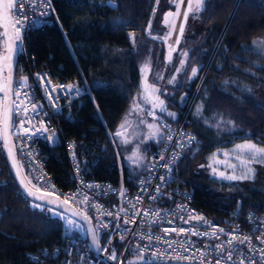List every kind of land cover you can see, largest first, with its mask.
Wrapping results in <instances>:
<instances>
[{"label": "trees", "instance_id": "1", "mask_svg": "<svg viewBox=\"0 0 264 264\" xmlns=\"http://www.w3.org/2000/svg\"><path fill=\"white\" fill-rule=\"evenodd\" d=\"M172 2L160 0L158 7ZM154 3L155 0H50L52 25L29 31L25 38L26 57L16 61L15 76L21 62L32 70L47 68L60 80L84 83L86 95L62 112L60 123L63 139L73 143L89 178L118 183L128 175L117 166L112 134L120 127L135 94L141 91L142 61L157 55L158 45L144 35ZM198 17L200 26L194 28L198 33L190 40L193 50L188 51L186 73L176 85L166 84V90L171 94L168 102L179 108L178 118L186 107L183 108L185 99L193 98L195 104L205 92L202 114L194 118L190 113V129L200 138L201 147L194 154H184L175 172L186 187L193 189V203L217 220L236 206L243 212L262 214L264 185L246 195L225 196L211 191V179L200 174L195 164L214 149L238 142L264 147V106L231 88H223L227 75L245 78L248 75L243 74V68L258 69L252 66L254 60L262 62L257 76L262 74L264 78L263 60L251 48L256 40H264V0H204ZM158 55L163 58V51ZM176 64L177 60L172 69ZM194 67L199 68L198 76L190 79ZM200 77V88L195 90ZM258 78L255 82L264 88V79ZM156 80L158 76H150L151 84L157 86ZM14 117L13 112L12 120ZM45 157V167L58 186L68 188L69 165L63 143L46 148ZM32 204L14 180L0 140V264H32L28 253L51 248L58 242L59 217L46 207L42 210ZM100 244L103 245V236ZM113 248L117 250L118 244L113 243ZM129 259L126 255L124 263L129 264Z\"/></svg>", "mask_w": 264, "mask_h": 264}, {"label": "built area", "instance_id": "2", "mask_svg": "<svg viewBox=\"0 0 264 264\" xmlns=\"http://www.w3.org/2000/svg\"><path fill=\"white\" fill-rule=\"evenodd\" d=\"M13 3L14 12H24L25 16H27L29 20H38L41 13L51 11V15L47 16L46 18L48 21L46 24L36 23L30 26L29 24L25 23L23 19L19 21V23L24 24V29L21 32L22 38L19 42H17L20 44V51L17 52L16 50V61H19V58L25 59L26 57L25 38L27 33L32 30L52 25V8L51 5L49 7H41L37 5L36 10L33 11L31 7L22 9L19 3H15V0H13ZM24 3L28 4L29 0H24ZM12 28L15 37L13 25ZM17 72V76H15L14 69V79L12 86L13 100L15 89L26 79L28 87L20 89V91L30 92V94L35 98L33 103H42L44 105L43 111L47 113L46 116H37L32 124V128L34 130L35 127H39V121L43 119L49 129V131L43 134L32 136L30 140L26 139L23 134H21L19 137L11 135L21 171H24V174L30 178L36 187L39 186L50 193H54L56 196H59L62 199L66 196L73 195H77L78 198L82 199L83 195H88L89 203L94 202L102 206H106L108 211L115 212L121 207L125 208L128 211L127 218L129 219H131L133 212H135L136 209H139V214L136 215V222L134 224H125L124 214L121 213V219L119 220L121 229H117L115 231L112 228L102 230L104 235H102L103 245H101V247L104 246V241L108 240L109 235H111L112 239L108 249L113 250V243L118 244V249L116 250V260L110 259L108 257V252L101 251L111 261L112 264H125L124 257L126 255L141 259V257L138 255V246L142 247L150 243L146 235L149 232H151L154 236L161 237L162 240L176 241L177 243L173 245L174 248H179L180 241H196L195 247L191 250L194 257L193 259H176L174 258V255L166 254L163 259L157 260V263L185 262L193 264H209V260L211 258L209 256H205L203 262H201L200 253L197 252L196 249L204 251L206 245L208 247L215 248V245L230 239L229 236L221 234L220 239L213 238L209 240L207 237L193 236L190 232H173L165 235V233L161 230L165 227L172 228L173 226L189 228L190 224L197 223L195 220H192L190 221V224H184L179 219L180 215H183L185 218H187L189 210H193V214L204 217V219L210 224L224 229L227 233H232L234 230L238 229V238L234 240V244L236 247L242 249L245 255H251L248 249V242H240L246 236L251 238V244L254 248H264V244H260L258 239L261 237V234L264 233V213L256 214L249 211L243 212L241 211L240 206H236L222 220H217L193 203V189L186 187L184 180L180 178L175 172L176 166L184 154H194L198 152L201 147L200 138L196 137V135L190 129L192 123L190 117H188V114L190 112L191 105L186 106L183 109L182 115L176 120H166L160 117L159 121L164 132V138L160 144L156 145L148 152L143 171L136 175L128 174L125 178L122 177L118 183H113L110 180L87 177L83 172L82 165L77 156L73 143L69 140L63 139L62 137L60 123L61 114L65 109L69 108L72 103L80 101V99L86 95L84 83L79 82L76 79L72 81L60 80L53 76V74L47 68L40 67L32 70L30 67H28V65L25 66L21 64V62L18 64ZM40 76H43L45 82L50 81L48 84L49 88L71 84L74 86V88H79L82 91L79 96L72 95L71 97L66 94V89L61 91L57 106L56 108H53L47 98L48 93L45 92L44 87L41 84ZM58 91L60 90L58 89ZM52 94L56 95V93ZM15 102H18L16 93ZM192 102L193 98H191L190 104ZM28 107L31 108V104H29ZM16 117V126H19L20 118L18 116ZM24 126L28 127L29 125ZM53 133H55L56 138L51 141L47 140L46 137L52 136ZM169 135L172 136L171 141L169 140ZM189 137H194V139L189 142ZM178 141L183 142V147L177 146ZM61 143H63L65 147L67 162L69 165V187L65 189H62L60 186H58L52 174L49 173L45 167L46 148L51 149L60 145ZM21 153H23V155ZM173 154H175L176 158H173ZM161 155H163L165 159L161 160ZM164 164L169 165L171 168L170 172L168 168L161 167V165ZM147 168H152L154 171L148 172L145 170ZM156 173L164 176L165 180L168 182L161 184V180L159 179V176L156 175ZM143 178H150L152 180L147 193L139 191V182ZM40 179L43 180L42 184L39 183ZM87 185H91V187L89 188ZM157 185H161L160 193L155 191ZM122 189L124 192L123 197L121 196ZM138 196L143 197L142 202L135 203ZM151 196H157V199L151 200ZM134 203L135 208H133ZM178 206H184V211L181 212ZM73 207L80 212L83 210L84 205L77 206L73 204ZM101 210L103 211V209ZM145 210L150 212H155L158 210L160 215L164 217L163 221L161 222L158 218H156L157 223L150 225L149 221L154 219V217L144 216ZM165 213H174L175 218L173 215H165ZM87 215L91 217V223L93 227H95L96 210L94 208L90 209ZM102 219L113 225H115L117 222L115 215L111 217L104 215ZM59 220L61 223V230L58 242L55 243L51 248H42L38 252L28 253L27 255L29 256L30 262L32 264H104L91 251L87 236L85 234L86 232H83L81 235L77 236L74 234L73 229L67 224L66 221H64L61 217ZM168 220H173V224L167 223ZM141 221H143V224ZM200 223L203 222L201 221ZM257 227H259L260 230L254 232L253 230ZM124 228L130 229V231L124 239H121L119 232ZM201 230L211 231L207 225H205L204 229ZM138 233H144V238L141 239ZM151 243L154 247H168L166 244L159 243L155 240H153ZM168 251L171 252L172 250L169 249ZM180 255L188 256L189 252H185L183 249H180ZM256 255L259 257L258 252ZM239 256L240 254L237 253L236 256L233 257L235 264H240ZM144 258L150 259L151 251H146ZM211 264H215L214 259H211ZM229 264H232V262H229ZM245 264H247V261H245Z\"/></svg>", "mask_w": 264, "mask_h": 264}, {"label": "snow or ice", "instance_id": "3", "mask_svg": "<svg viewBox=\"0 0 264 264\" xmlns=\"http://www.w3.org/2000/svg\"><path fill=\"white\" fill-rule=\"evenodd\" d=\"M15 3H19L20 7L22 9L31 7L33 11L36 10L37 5L41 7H49L50 6V0H29L28 4L24 3V0H15ZM189 8H191V4H189ZM200 11H203V8L200 9ZM3 15L5 19H11V24L14 27L15 31V39L12 43L9 44V47H13V44L17 50V52L20 51V44L17 43L21 40V32L24 29V24L19 23L21 19L25 21V23L31 25H34L36 23H44L46 24L47 21V16L51 15V11L46 12V13H41L40 18L38 20L33 19L29 20L27 16H25L24 12H14V3L13 0H8L7 4L4 5V10H3ZM168 15H172V13H168ZM184 18L185 21L188 18V12L186 11L184 13ZM167 19V17H165ZM184 31V23L180 24V33L181 35L183 34ZM5 35H7V25H5ZM170 38V33L165 37L167 40ZM176 45H179V37L176 39ZM171 47V46H170ZM185 57L188 56V53L185 52L183 53ZM11 57H6L5 60H10ZM181 64V69L183 68L185 64V60L180 61ZM181 69H177V72L181 71ZM141 71H145L144 68L141 69ZM199 68L194 67L192 69V76L195 77L198 74ZM40 75V74H38ZM163 77H161L162 79ZM176 77L173 76L171 80L168 81V83H174ZM191 79V77H190ZM41 84L44 87V90L46 93H48V100L51 103L53 108H56L57 102L59 99V95L61 91H64L66 89V94L71 97L72 95L79 96L81 93V89L79 88H74L73 85L69 84L66 86H56L49 88L48 84L49 82H45V79L43 76H40ZM11 86H12V80L11 77L8 78L7 83H0V92L4 93V100L0 101V134L3 135L4 141H5V146H7L8 142V136L9 135H14L19 137L21 134L24 135L26 139H31L32 136L37 135V134H43L47 131H49L48 127L46 126V122L41 119L39 121V127H35L34 130L32 128V124L35 121V118L37 116H46L47 113L43 111L44 105L42 103H33V100L35 99L30 92L28 91H20V89L27 88V80L18 85L17 88L15 89L16 97L18 102L14 103H6V101L9 98L10 91H11ZM58 89L60 91H58ZM159 89L153 84L149 85L145 83L144 86V95L142 96V99L146 104H151L152 109L148 111L147 115L150 117H153V119H160V117L156 116V110L158 109L161 113L166 112L165 108V101L159 97L157 94ZM52 93H56V95H53ZM22 97V98H21ZM31 104V108L28 107V105ZM136 107H140L139 105H136ZM143 111V109H141ZM13 112L15 113L16 116H18L19 119V126H16V124L12 120V114ZM200 114V108L198 107L197 109V115ZM168 116L172 117L175 119V114L168 112ZM141 123H144L143 120L140 121ZM24 125H29L28 127H25ZM147 127L149 129H154L155 126L153 124H148ZM166 127V126H165ZM11 130V131H10ZM158 131V129H156ZM155 135V132L152 133ZM117 135H120L118 132ZM183 135V134H181ZM55 133H53L52 136H47V140H54ZM158 141L162 142L161 137H157ZM194 137H189L188 141L190 142ZM169 140H172V136L169 135ZM178 147H183V142L178 141L177 142ZM71 147V146H70ZM236 149L240 150L242 153H247L246 160L247 161H257L258 157L264 156V147H258L256 144L253 143H244V144H237ZM23 155V153H21ZM9 156L13 158L14 160V167L15 165V158L12 156V152L9 151ZM173 158L175 157V154H173ZM160 159L163 160L165 157L163 155L160 156ZM245 159H241V164L243 165L246 162ZM139 166V165H138ZM161 167L168 168L169 172L171 171V168L169 165L164 164L161 165ZM148 172H153L154 169L152 168H147L145 169ZM78 171V169H77ZM252 170L249 169V172ZM157 176H159V179L161 180V184L167 183L168 181L165 180V177L162 175H159V173H156ZM222 178L228 179V180H236V179H247L248 176L245 174L243 176H236L235 174L233 175H227L225 176L223 173H221ZM39 183H43V180L40 179ZM140 188L139 191L143 193H147L149 191V186L152 183V180L150 178H143L140 180ZM21 184L23 185V181H21ZM87 187H91V185H87ZM27 194L29 196H33V206L34 207H40L42 210L45 207V203L49 205H53V207L47 208V211L53 212L56 216L61 217L64 221L67 222L68 225H72L74 230H79L82 228V225L79 220L73 219V217L79 216L81 220L86 222L88 224V228L86 231V235L90 234L92 244L96 247L97 251H108V246L111 244V235H109V238L107 241H104V246L101 247L100 244V239L102 235H104V232L102 231L103 229H109L112 228L114 231L117 229H121V226L119 224V220L121 219V213L124 214V223L125 224H134L136 222L135 217L136 215L139 214V209H136L135 212H133L131 219L127 218L128 217V211L121 207L119 210L112 212L108 211L106 206H102L98 203H89V196L88 195H83L82 199L78 198L77 195L73 196H66L62 200L59 196H56L54 193H50L41 187L37 186L36 187V192L40 193V195H36L31 189L26 188ZM155 191L157 193H160L161 191V185H157L155 188ZM175 195V194H173ZM48 196H54L55 200L61 201L60 204H54V200L52 199H47L45 201V197ZM121 196H124L123 189L121 190ZM143 197L138 196L136 198L135 203H140L142 202ZM151 200H156L157 196H151ZM35 200H41L42 203L40 204H35ZM135 203L133 204V208H135ZM73 204L79 206V205H84V208L82 211L77 212L75 210H72L69 212V209L73 208ZM61 205H67L66 208H64V212L68 213L67 215H62V213L59 211ZM115 207V206H111ZM179 210L181 212L184 211V206H178ZM94 208L96 210V216H95V227L92 226L91 224V217L87 215L90 209ZM103 209V211L101 210ZM104 215H107L109 217L115 215L116 217V224L113 225L109 223L108 221L102 219ZM165 215H173L175 218L174 213H165ZM144 216H151L154 217V219H151L149 221V224H155L157 223V219L159 221H163L164 217L160 215V212L157 210L155 212H150L148 210L144 211ZM179 219L184 223V224H190V221L195 220L197 223L195 224H190L189 228H183V227H176L173 226L172 228H163L161 229L165 235H168L170 233H184V232H190L191 235L197 236V237H207L209 240L215 238V239H220V235L223 234L225 236H229L230 239L222 241L220 244L215 245V248L208 247L206 245V248L204 251H200L199 249H196L197 252L200 253V259L201 262H203V259L205 256H209L211 259L215 260V264H229V262H232V264H235V261H233V257L236 256L237 253L240 254L239 260L240 264H245V261H247V264H264V248H258V247H253L251 244V238L249 236L244 237L243 240H241V243H244L245 241L248 242V249L251 255H245L242 251V249L238 248L234 244V240L238 238L237 233L238 229L234 230L232 233H227L225 232L224 229L218 228L212 224H210L207 220L204 219V217L200 215H195L193 214V210H189L187 218H185L183 215L179 216ZM203 223H200V222ZM143 224V221H141ZM167 223L173 224V220H168ZM207 225L211 231L208 230H201L204 229V226ZM259 227L255 228L253 231H259ZM130 229L124 228L120 230L119 234L121 236V239H124L128 234H129ZM141 239L144 238L145 234L144 233H138ZM147 235V239L149 240L148 245L144 246H138V255L143 258V264H157V260H161L165 257V255H174V258L176 259H193V254H192V249L195 247L196 241L192 240H187V241H180L179 242V248H174L173 245L176 244L177 242L174 240H162L161 237L159 236H154L151 232H149ZM260 244H264V233L261 234V237L258 238ZM153 240L166 244L168 247L167 248H160V247H154L153 244L151 243ZM171 249L172 251L169 252L168 250ZM180 249H183L185 252H189L188 256H181L180 255ZM146 251H151V258H144L145 252ZM259 253V257H257L256 253ZM112 260L117 259V252L113 248L111 255L109 257ZM211 259L209 260V264H211Z\"/></svg>", "mask_w": 264, "mask_h": 264}, {"label": "rangeland", "instance_id": "4", "mask_svg": "<svg viewBox=\"0 0 264 264\" xmlns=\"http://www.w3.org/2000/svg\"><path fill=\"white\" fill-rule=\"evenodd\" d=\"M159 2L160 0H155L152 18L150 20V23L146 26V29L144 30V35L146 39L158 45L156 46L157 55L142 61L143 63L140 65V72L141 86L143 90L141 89V92L135 94L133 102L130 105L127 114L124 116L120 127L116 132L112 134V141L116 147L117 166L120 172L125 169L129 175H136L143 171L146 163L147 152L150 146L155 143V138L159 136V133H162V138H164V132L161 128L159 119L156 120L153 119V117L147 115L148 111L152 109V105L146 104L142 99V96L144 95L145 83L148 82L147 84L153 85L150 82V76L156 75L158 76L159 80H156L157 86L155 84L154 85L159 90H162L165 93V91H168V89L166 90V84L176 85L179 80H182L184 74L186 73V61L188 59V56L185 57L183 53H188V51L193 50V46L190 40L193 39V37H195L198 33V30L196 33L194 28H199L200 22L198 16L201 12L200 9H204V0H187L184 9L182 8L183 0H173L170 6L166 3H163L161 8L158 7ZM189 4H191V8H189ZM186 11L188 12V18L185 21L184 13ZM168 13H172V15L169 16ZM165 17H167V19H165ZM178 19H180V23H177ZM154 21H156L157 23L156 26H154ZM181 23H184V31L182 35L179 29ZM177 25L178 28L176 27ZM175 27L176 31H174ZM169 33L170 38L166 40L165 37ZM177 37H179V45H176ZM251 48L253 50L252 52L255 51L254 53L256 57L258 56L260 59H262L264 64V40H256L251 44ZM246 49L248 48L246 47ZM161 50L164 53L163 58H160V56L158 55V52H160ZM181 51L184 52L181 54ZM180 56L181 59H177V57ZM182 59L185 60V64L181 69L180 61ZM176 60L177 64L175 68L172 69L173 63ZM261 63L262 62H260L259 60H254V62L252 61L253 67H259L256 70L249 71V69L247 70L243 68V74L246 73V76L248 75L249 78H252V80H250L248 76L245 78H240L239 76H236V74L227 75L223 80V88L225 90L231 88L232 91L234 90V92L242 93L244 94V96L250 97L255 102L259 101L258 104L264 106V88H262L258 82H255L258 78L257 74L260 73V67H262ZM142 68H144L145 71L142 72ZM177 69H181V71L177 72ZM236 70L239 71L237 65ZM173 76L176 77L174 83H167V81L170 80L169 78L172 79ZM196 76H198V74ZM161 77L163 78L161 79ZM189 77H193L192 71ZM202 78L203 77L199 78V81L195 86V90H199L200 80H202ZM258 79H264L262 77V74L259 76ZM206 89L207 87L205 88V90ZM203 93L205 95V92ZM201 95L202 97H204L203 94ZM201 100L199 99L197 102V109L198 107L202 109L203 104ZM184 101L185 104L183 108L185 106L191 105V111L194 101L191 104V99H185ZM14 102L15 93L13 103ZM136 105H139L140 107H136ZM141 109H143V111H141ZM182 113L183 110L180 113L179 117L182 115ZM190 113H192V111L188 114V117H190L191 120ZM199 115H201V112ZM156 116L166 119L164 117L165 115L163 116V114L160 113L158 109L156 110ZM141 120H143L144 123H141ZM203 120L210 123L207 118H204ZM13 122L17 124L16 115L14 117ZM148 124H153L155 128L149 129L147 127ZM156 129H158V131H156ZM118 132L120 133V135H117ZM153 132H155V135L152 134ZM236 145L225 149H214V151L209 152L204 159H199L198 162L195 164L196 169L197 171H199L200 174H202L204 177L211 179L213 185L211 188L212 192L220 193L225 196H234L235 194L246 195L249 190L261 189V187L264 185V156L258 157L257 161L249 162L246 160L247 153H242L240 150L236 149ZM242 158L246 160L243 165L241 164ZM249 169H251L252 171L249 172ZM221 173H223L225 176L233 174H235L236 176H243L246 174L248 178L228 180L222 178ZM24 176L29 185L33 188H36L30 178L26 174H24ZM37 208L41 209L40 207ZM50 213L56 216L53 212ZM69 226L73 229L72 225ZM73 231L74 234L77 236L85 232L83 226L78 231L74 229ZM110 255L111 253H108V257H110ZM134 263H143V259H140L138 257H130L129 264Z\"/></svg>", "mask_w": 264, "mask_h": 264}, {"label": "water", "instance_id": "5", "mask_svg": "<svg viewBox=\"0 0 264 264\" xmlns=\"http://www.w3.org/2000/svg\"><path fill=\"white\" fill-rule=\"evenodd\" d=\"M186 1L187 0H183V2H182V8L183 9L186 6ZM7 2H8V0H0V83H7L8 78L11 77L12 86H13L14 69H15V64H16V48H15L14 44H13V47H11V48L9 47V44L14 41L15 37H14V32H13V28H12V24H11V19L10 18L5 19L4 15H3L4 5H6ZM177 23H180V19L177 20ZM5 25H7V35H5ZM174 31H176V27H175ZM6 57H11V59L5 60ZM12 86H11L9 98L6 101V103H13ZM0 98H1V101L4 100V93L3 92H0ZM0 135H1V144H2V148H3V153H4V157L6 159L8 168H9L14 180L16 181L20 191L22 192V194L29 201L33 202L34 198H33V196H29L27 194L26 188L31 189L36 195H40V193L36 192V189L31 187L27 183V181H26V179H25V177L21 171V168H20L19 163H18V159H17V155H16L12 136L11 135L8 136L7 146H5V141H4L3 135L2 134H0ZM9 151L12 152V156L15 158V165H16L15 167L13 166L14 165L13 158L9 156ZM21 181H23V185L21 184ZM44 199H45V201L47 199H52V200H54V204H60V202H61L59 200H55L54 196H48V197H45ZM61 200H62V198H61ZM40 203H42L41 200H35V204H40ZM45 207L49 208V207H53V205H49V204L45 203ZM66 207H67V205H61V207L59 209V211L64 215L68 214V213L64 212V208H66ZM72 210L79 212L74 207L69 209V212H71ZM73 219L79 220L80 223L83 225L85 232L87 231L88 224L86 222L81 220L79 216L73 217ZM86 236H87V240H88L89 246H90L93 254L96 257H98L104 264H112L111 261L101 251L96 250V247L92 244L90 234H87ZM139 264H143V263H139ZM157 264H193V263L177 262V263H157Z\"/></svg>", "mask_w": 264, "mask_h": 264}, {"label": "crops", "instance_id": "6", "mask_svg": "<svg viewBox=\"0 0 264 264\" xmlns=\"http://www.w3.org/2000/svg\"><path fill=\"white\" fill-rule=\"evenodd\" d=\"M148 79V78H147ZM148 83V82H147ZM141 89L143 90V88H142V86H141ZM141 92V91H140ZM158 95H159V97H161L164 101H165V108H166V112H164V113H162L163 115H165L166 116V118H168V119H170V120H176L177 118H178V113H179V108L177 109H175V108H173V105L172 104H170L169 102H168V100H169V98L171 97V94L168 92V91H165V93L162 91V90H159L158 91V93H157ZM165 94V95H164ZM198 102V101H197ZM197 102L194 104V106H193V109H192V116L194 117V118H196V117H198L199 115H197ZM257 102V101H256ZM259 102V101H258ZM257 102V103H258ZM169 103V104H168ZM171 105V106H170ZM203 108H204V105L202 106V109L200 108V112H201V114H202V112H203ZM159 111V110H158ZM160 112V111H159ZM168 112H171V113H174L175 114V119H173L172 117H170V116H168L167 115V113ZM161 113V112H160ZM158 137H161L162 138V133H159V136ZM162 140H163V138H162ZM161 142L160 141H158V139L157 138H155V143H153L152 144V146H150V148H149V150H148V152L152 149V147H154V146H156V145H158V144H160ZM239 143H245V142H238V143H235V144H233V145H231V146H229V147H232V146H234V145H236V144H239ZM251 143H253V142H251ZM256 144V143H255ZM256 145H258V144H256ZM259 146V145H258ZM229 147H225V148H229ZM259 147H262V146H259ZM225 148H220V149H225ZM217 151V150H216ZM148 152H147V154H148ZM147 158V157H146Z\"/></svg>", "mask_w": 264, "mask_h": 264}, {"label": "bare ground", "instance_id": "7", "mask_svg": "<svg viewBox=\"0 0 264 264\" xmlns=\"http://www.w3.org/2000/svg\"><path fill=\"white\" fill-rule=\"evenodd\" d=\"M187 2V1H186ZM178 28V25L176 26ZM180 29V28H179ZM54 177V175H52ZM253 213V212H252Z\"/></svg>", "mask_w": 264, "mask_h": 264}]
</instances>
